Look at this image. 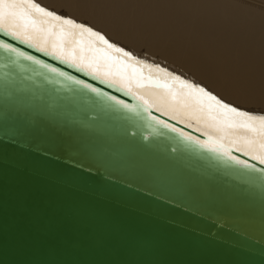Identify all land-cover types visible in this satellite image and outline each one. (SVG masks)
Wrapping results in <instances>:
<instances>
[{
  "label": "water",
  "instance_id": "water-1",
  "mask_svg": "<svg viewBox=\"0 0 264 264\" xmlns=\"http://www.w3.org/2000/svg\"><path fill=\"white\" fill-rule=\"evenodd\" d=\"M6 63L0 54V264H264L259 173L244 175L167 129L154 131L147 113L115 111L38 68ZM34 115L47 133L14 138L19 118Z\"/></svg>",
  "mask_w": 264,
  "mask_h": 264
},
{
  "label": "snow or ice",
  "instance_id": "snow-or-ice-1",
  "mask_svg": "<svg viewBox=\"0 0 264 264\" xmlns=\"http://www.w3.org/2000/svg\"><path fill=\"white\" fill-rule=\"evenodd\" d=\"M117 0H81L76 7L93 16L101 17L113 29L135 30L139 21L129 17L116 6ZM0 54L6 60L5 67L11 66L19 71L28 67L38 68L41 73L50 74L60 86L70 84L102 99L115 111H127L139 115L147 113L152 124L147 125L155 131L156 127L177 134L182 141L194 144L199 149L214 154L227 165L236 167L244 175L259 173L264 179V111L241 108L224 99L205 84L181 71L171 69L161 62L150 60L147 53L143 56L111 39L105 31L92 24L78 20L71 15L62 14L44 6L38 0H0ZM42 53L60 64L66 65L84 76L107 85L130 96L137 104L127 103L116 95L104 92L92 83L80 79L61 68L32 55L16 44ZM47 79V76H45ZM154 89L150 100L141 93L142 89ZM167 104L174 110L185 111L198 124L212 129L218 135L200 128L194 136L160 116L152 115L155 109L177 123L185 122L172 111L161 108ZM50 107V106H49ZM43 106L37 115H42ZM85 120L95 119V113H87ZM192 128V124H186ZM47 133L43 122L35 115L32 119L19 118L12 136L21 137L25 143ZM145 140L148 136L143 137ZM256 162V163H253Z\"/></svg>",
  "mask_w": 264,
  "mask_h": 264
},
{
  "label": "bare ground",
  "instance_id": "bare-ground-1",
  "mask_svg": "<svg viewBox=\"0 0 264 264\" xmlns=\"http://www.w3.org/2000/svg\"><path fill=\"white\" fill-rule=\"evenodd\" d=\"M38 2L100 28L114 41L186 73L241 108L264 111L263 1L117 0L119 10L139 21L131 31L113 29L101 17L68 6L81 0ZM139 91L154 99V89ZM159 106L172 111L185 125L192 124L193 129L218 135L183 110Z\"/></svg>",
  "mask_w": 264,
  "mask_h": 264
},
{
  "label": "rangeland",
  "instance_id": "rangeland-1",
  "mask_svg": "<svg viewBox=\"0 0 264 264\" xmlns=\"http://www.w3.org/2000/svg\"><path fill=\"white\" fill-rule=\"evenodd\" d=\"M255 1H257V0H255ZM260 1H261V0H260ZM260 1L258 0V2H260ZM262 1H263V2H262ZM262 1H261L262 3H261V2H260V3H261L262 5H264V0H262Z\"/></svg>",
  "mask_w": 264,
  "mask_h": 264
}]
</instances>
